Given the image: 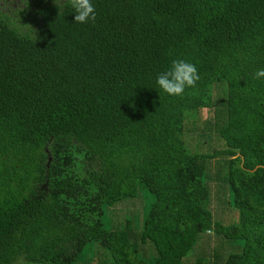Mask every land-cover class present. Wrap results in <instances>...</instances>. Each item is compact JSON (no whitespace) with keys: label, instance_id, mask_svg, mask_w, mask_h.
Wrapping results in <instances>:
<instances>
[{"label":"trees","instance_id":"1","mask_svg":"<svg viewBox=\"0 0 264 264\" xmlns=\"http://www.w3.org/2000/svg\"><path fill=\"white\" fill-rule=\"evenodd\" d=\"M92 3L0 11V264H264V0Z\"/></svg>","mask_w":264,"mask_h":264},{"label":"clouds","instance_id":"2","mask_svg":"<svg viewBox=\"0 0 264 264\" xmlns=\"http://www.w3.org/2000/svg\"><path fill=\"white\" fill-rule=\"evenodd\" d=\"M53 2L59 10H63L66 4L70 5L75 13V23H95L96 9L92 0H53ZM29 27L32 29L35 42L37 39L35 30L31 26ZM254 75L256 79L264 78V68L258 69ZM200 79L198 68L194 63L177 58L171 62L167 71L157 74L156 84L169 96L179 97L184 94L186 88L196 87ZM184 115L190 116L192 114L186 111Z\"/></svg>","mask_w":264,"mask_h":264},{"label":"rangeland","instance_id":"3","mask_svg":"<svg viewBox=\"0 0 264 264\" xmlns=\"http://www.w3.org/2000/svg\"><path fill=\"white\" fill-rule=\"evenodd\" d=\"M21 1L22 0H0V11L5 12L7 15L10 16V18H16L15 12L21 8ZM207 110L205 108H203L202 110V116L206 115ZM211 112V111H208ZM194 141V139H193ZM193 141H191L189 138L187 139L185 137V142L187 144V147L189 149H193ZM199 150L204 151L203 147H200ZM235 218V214L232 211H228L225 214H223V219L227 222L232 221V219Z\"/></svg>","mask_w":264,"mask_h":264}]
</instances>
